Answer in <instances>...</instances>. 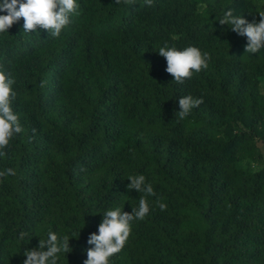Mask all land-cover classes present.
<instances>
[{"label": "trees", "instance_id": "16d2710c", "mask_svg": "<svg viewBox=\"0 0 264 264\" xmlns=\"http://www.w3.org/2000/svg\"><path fill=\"white\" fill-rule=\"evenodd\" d=\"M0 264H264V0H0Z\"/></svg>", "mask_w": 264, "mask_h": 264}]
</instances>
